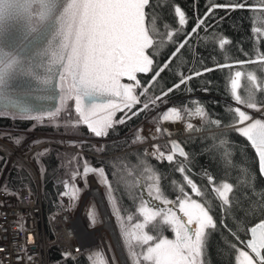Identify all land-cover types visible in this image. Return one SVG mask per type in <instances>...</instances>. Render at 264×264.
<instances>
[{"label":"snow or ice","instance_id":"snow-or-ice-1","mask_svg":"<svg viewBox=\"0 0 264 264\" xmlns=\"http://www.w3.org/2000/svg\"><path fill=\"white\" fill-rule=\"evenodd\" d=\"M259 3L264 6V0H259ZM146 7L150 8V0H0V100L5 102L0 116L9 111L10 97L16 88L24 87L16 82L30 77L38 82L47 99L54 101L59 98L60 104L44 112L13 103L12 107L16 109L10 112L13 117L37 122H43L45 117L54 120L62 109L68 110V101L74 100L75 112L79 116L77 123L86 125L97 137H106L108 130L113 128L115 113L124 109L131 112L134 105L141 102L139 96L148 92L153 81L192 35L188 33L185 40L178 43L172 55L148 82V86L142 89L139 96L136 95L135 89L141 87L136 74L153 70V58L146 54V50L152 48L157 41L156 34H150L145 26ZM215 8L252 10V5L248 0H227L225 4L209 0L208 9L203 17L197 19L193 33L201 26L207 29L206 20L212 16ZM174 12L179 25H186L185 12L178 6ZM254 31L261 34L259 29ZM167 36L172 40L171 32ZM172 42L177 43L175 40ZM229 43V39H221L219 47L224 49ZM260 43L264 44V41ZM244 55L250 58L236 60L235 63L264 65V50L257 51L255 56L244 51ZM232 66L230 63H221L216 68ZM214 70L215 68L206 67L182 77L179 84L144 102L132 116L149 108L150 103L156 105L157 101L164 102V97L180 84H186L193 77ZM242 75L239 70L230 75L231 95L236 104L259 112L264 108V77L258 79L257 75L249 74L247 79L251 82L253 91L242 96L237 92ZM124 77L135 81V85L121 83ZM257 93L261 95L258 96ZM203 111L201 107L196 108L197 114ZM229 111L234 113L230 126L256 150L260 173L264 175V120L253 119L241 107L230 108ZM101 115L102 119L99 118ZM125 117L132 118L127 113ZM125 117L115 123L123 124ZM179 118L180 113L174 107L161 116L163 121ZM249 121L251 123H247ZM213 123L219 125L220 121L215 120ZM186 127L192 126L188 124ZM157 131H160L159 127ZM14 143L19 144L20 140L17 138ZM154 147L156 150L151 155L169 163L173 162L177 153L186 157L184 149L175 141L167 155L159 150V146ZM178 164L176 170L181 174L185 173L184 163ZM146 171L152 173L149 179L154 177L155 182L145 190L151 200L143 198L142 194V203L138 209L142 223L138 222L136 228L142 229L159 217L163 224L171 227L174 238L163 236L155 231L156 225H153L152 234L144 232L135 237L142 247H146L139 254L131 253L129 258L137 256L133 264H141V257L147 264H203V254L211 235L206 230L217 227L207 200L192 198V195L203 197L204 193L189 176L184 175L183 180L191 188L192 195L183 186H179L180 195L174 200L170 199L159 185V172L154 168ZM90 172L97 174L111 191L104 167L91 168L87 161H84L83 173L74 172L72 180L75 181L78 175L86 177ZM172 183L178 182L174 180ZM208 183L213 185L212 191L218 194V199L222 202L221 211H225L224 206L230 205L229 194L233 193V185L223 182L217 187L211 175H208ZM64 189L61 196H68L70 200H75V194L80 191L75 183L69 184L67 181H64ZM69 189L72 195H69ZM10 194L19 198V193ZM261 207L264 208V205ZM242 230L248 238H241L240 231L230 230L239 242V246L230 242L234 251V264H264V219L245 226Z\"/></svg>","mask_w":264,"mask_h":264},{"label":"trees","instance_id":"trees-1","mask_svg":"<svg viewBox=\"0 0 264 264\" xmlns=\"http://www.w3.org/2000/svg\"><path fill=\"white\" fill-rule=\"evenodd\" d=\"M214 2L225 4L227 0H214ZM248 3L252 5V10L215 8L212 16L206 20L207 29L201 26L193 33L192 29L197 19L203 17L208 9L209 0H150V8L147 7L146 16L150 34L155 33L157 36V41L149 50L155 65L149 76L140 77L141 87L137 89L138 96L142 89L148 86L155 72L172 55L178 43L183 42L188 33H192L191 37L160 76L153 81L148 92L144 96H139L141 104L134 106L131 112L127 110L120 114L116 121L125 117V113L131 116V119L125 117L123 124L115 123L104 140L96 138L82 123L78 125L81 135L91 139V142L83 143L81 147L93 155L100 156H87L86 160L95 168L104 167L120 214L128 226L140 234L144 232L152 234L154 230L152 223L142 229L136 228L138 222L142 223V217L138 212L142 203V194L145 198L148 185L155 182L154 177L149 179L152 173L146 169L154 168L159 172V185L173 200L180 195L179 186H183L185 191L192 195L191 188L183 180L184 175L189 176L197 184L204 196L192 195V198L207 200L208 206L213 210L210 214L213 215L217 225L215 229L206 230L211 235L203 254V264H234V251L230 247V242L238 246L239 242L230 230L240 231L241 238L246 239L248 237L242 229L264 219V208L261 207L264 205V191H260L264 189V179L259 171L256 153L248 140L230 126L234 113H230L229 109L246 108L236 104L231 95L230 75H234L237 70L243 73L237 89L238 94L242 96L253 91V86L247 79L249 74L257 75L258 79L264 77V65L235 63L236 60L250 58L244 55V51L255 56L257 51L264 50V44L260 43L264 41V6L260 5L259 0H248ZM177 6L186 14L187 23L184 26L179 25L175 16L174 9ZM177 29L180 31L177 32ZM255 29H259L261 34L258 35ZM168 32L172 33V40L177 43L168 39ZM224 38L229 39L230 43L221 49L219 43ZM221 63H230L233 66L216 68V65ZM206 67L215 70L193 77L186 84H180L164 97V102L157 101L156 105L150 103L149 108L139 115L132 116V113L141 108L144 102L150 101L168 88H173L174 85L179 84L182 77ZM173 107L181 112L184 119L202 115L203 124L199 131L191 129L188 136L178 139L186 157L175 155L173 162L169 163L167 160L160 161L146 154L144 147L134 135V130L152 113L158 110L162 113L166 108ZM197 107L203 108L204 111L197 114ZM63 116L69 121H79L73 108V100L68 101V110H63L54 120L43 122L55 123L60 119L62 121ZM215 120H219L220 124L213 123ZM32 126L33 122L0 119V129L28 130ZM38 130L63 132L62 129L48 124L39 127ZM171 144L172 142L163 147L166 155L171 152ZM35 157L33 161L42 168V200L44 213L48 219L51 213L59 209L58 195L65 190L64 181L71 177L82 160L80 159L77 164L71 154L60 149L50 150L41 157V160ZM0 162H3V158H0ZM178 162L184 163L185 173L181 174L176 170L179 166ZM208 175L213 177V183L217 187L223 182L233 185V193L229 194L230 205L224 206L225 211H221L222 202L218 199V194L212 191L213 185L208 183ZM174 180L178 183L173 184ZM4 187L12 191L22 187H29L34 192L37 190L30 174L15 164L6 177ZM46 232L49 240H53V232L48 222ZM166 232L165 236L171 239V231ZM123 239L130 250H136L125 234ZM137 246L139 249V245ZM48 259L49 264H92L86 255L64 257L57 246L50 247Z\"/></svg>","mask_w":264,"mask_h":264},{"label":"built area","instance_id":"built-area-1","mask_svg":"<svg viewBox=\"0 0 264 264\" xmlns=\"http://www.w3.org/2000/svg\"><path fill=\"white\" fill-rule=\"evenodd\" d=\"M178 123H167L168 129L172 131L174 127L170 124ZM158 127L160 131H157ZM137 131L146 141L145 146L148 147L149 153L154 152L156 150L154 146H158L160 141L161 126L151 119L145 120L137 127ZM7 134L8 136L0 135V158H3V162H0V264H49L48 251L52 246H57L64 257L88 254L98 242L92 234L93 229H89L85 222L86 203L82 209L74 207L73 201L68 196H61L63 190L58 195L59 209L46 219L41 175L33 162V158L43 149H72L71 138L64 135L60 139H55L52 135L57 133L21 129L8 130ZM17 138L20 140L19 144L14 143ZM82 150L79 152L83 153ZM85 155L93 156L89 152H85ZM14 164L30 174L37 186L35 192L29 187H22L16 191L4 187L6 177ZM93 175L94 172H90L86 177ZM66 181L72 184V180ZM92 191L101 194L102 202L98 196L90 194ZM10 193H19V198ZM87 195L97 203L102 220L105 215L100 207L102 204L107 206L108 203L101 187L92 182ZM108 214L112 218L109 210ZM47 222L53 232V240H49L47 236Z\"/></svg>","mask_w":264,"mask_h":264},{"label":"rangeland","instance_id":"rangeland-1","mask_svg":"<svg viewBox=\"0 0 264 264\" xmlns=\"http://www.w3.org/2000/svg\"><path fill=\"white\" fill-rule=\"evenodd\" d=\"M169 109L171 108H166L165 110H163L162 113L158 111L152 113L149 117H147V119L145 120H153L156 123H158L161 126V134L159 137V142H158V146H159V150L164 152V145L168 144L172 141V139H174L176 142H178V139H180L181 137H185L188 136V133L190 132L189 129H195L196 131H199L200 127L203 124V117L201 116H197L194 117L192 119H184L183 115L180 113V118L179 119H175L174 121H163L161 119V116L163 113L167 112ZM247 110V108H245ZM61 120V119H60ZM56 121L55 123H44V122H33V126L28 129L29 131H34V132H43L38 130L39 127H42L43 125H53L54 127H58L60 129H62L63 132L59 133V132H51V133H57L56 135H52L55 139H60V137L67 135L68 137L71 138V148L72 149H60L61 151L67 152L69 154H71L74 158V161L78 164L79 160H82V163L79 165H77V170L75 172H79L82 173L83 172V167H84V161H87L89 164V161L86 160L85 157H87L85 155V152H88L86 149L81 147V144L83 143H87V142H91V139L86 138L84 136L81 135V133L78 131V125L79 123H77V120H72L69 121L66 119L65 116L62 117V121ZM144 120V121H145ZM170 122H179L178 124L181 125L183 128L180 129V127H178L177 129H171L172 131H170L168 129L167 123ZM190 124L192 127L188 128L186 127V125ZM14 128H3L0 129V135L1 136H8V130H12ZM46 133V132H45ZM134 135L136 136V138L138 139V141H140V143L142 144L141 146L144 147L146 154L150 155L151 153H149L148 147L145 146L146 141L143 140L140 135L138 134L137 128H135L134 130ZM61 141V140H60ZM83 150H82V149ZM52 149H57V148H52ZM52 149H43L41 150L35 157V159L37 160H41V157L44 156V154H46L47 152H49ZM79 150H82L83 153H80ZM90 153V152H89ZM165 153V152H164ZM166 154V153H165ZM96 157H100L97 155H94ZM152 156V155H151ZM153 157V156H152ZM155 158V157H154ZM157 159V158H156ZM160 160V159H158ZM162 161V160H160ZM35 164L36 169L38 170L39 174H42V168H39L37 163L35 161H33ZM89 166L91 168H95L93 166H91L89 164ZM69 180H72V175L69 178ZM69 184L70 182L67 181ZM94 182L96 184H98L103 192V195L106 199V203L107 206L110 209V212L112 214V218L115 224V228L118 231L120 240H121V244L123 246V249L127 255L128 261L130 264H133V261L135 259H137V256H132L131 259L129 258L131 253H137L139 254L140 251L142 252L144 250V248L146 246H141L137 240H136V236L141 235L140 232H138L137 230H132V227L130 228L127 224V222L123 219L122 215L120 214L117 202L115 200V197L112 193V189L111 191L108 190L107 185H105L103 183V181L101 180V178L94 173L93 177H84L82 178L81 175H78L76 180L73 181L72 183H75L76 186L80 189V191H78L75 195H76V199L72 200L74 207H81V209L84 207V204L86 203V206L84 208V218H85V222L86 225L88 226L89 229H99L102 227L103 225V219L101 220V214L99 212V209L97 208V203L93 200L92 197H88V191L91 188V183ZM109 184V182H108ZM70 192L69 194L72 195L71 189H69ZM145 198L151 200L150 197H147V193L145 192ZM153 203H155L153 201ZM179 215V213H178ZM152 225H156L157 232L162 233L163 236H165L167 234L166 231H171V235L172 238H174V233L171 230V227L169 225H165L162 223L161 219L158 217L155 221L151 222ZM125 232V233H123ZM123 234L126 235V237L131 240L132 245L135 247L136 250H130L127 246L126 243L123 239ZM167 237V236H166ZM170 239V238H169ZM106 240L108 243V248H109V252L111 254V262L114 263L113 264H120V261L118 259V255L117 252L115 251V249L112 247V244L110 243L107 234H106ZM139 245V249L137 248ZM86 256L88 257V259L90 260V262L92 264H112L109 260V256L107 254V247H104L103 245H99V243L88 253L86 254ZM113 260V261H112ZM141 264H147V262H144L142 260L141 257Z\"/></svg>","mask_w":264,"mask_h":264},{"label":"water","instance_id":"water-1","mask_svg":"<svg viewBox=\"0 0 264 264\" xmlns=\"http://www.w3.org/2000/svg\"><path fill=\"white\" fill-rule=\"evenodd\" d=\"M147 10V7L145 9V11ZM145 26L146 28L148 29V25H147V16L145 18ZM151 48L147 49L146 50V54H149V50ZM151 57V56H150ZM152 58V57H151ZM154 61V59H153ZM155 65V61L153 62V66H152V69ZM152 71H149L147 73H137V79L140 81V77L141 76H149L151 74ZM141 82V81H140ZM17 84H23L24 87H17L16 88V91L15 93L12 94V96L10 97V103L8 105L9 107V111L6 112L4 115L0 116V119H10V120H15V121H24V122H35V121H32V120H25V119H20V118H15L13 117L10 112L11 111H15L16 109H14L12 107V104L15 103V104H19L21 107H27L29 109H32L33 111H44V112H47L49 110H52L53 109V106L56 105V106H59L60 104V101H59V98H57L56 100H49L46 98V93L44 91L41 90V87L40 85L38 84V82L34 81L32 78L30 77H25V78H22L21 80H18L16 82ZM121 83H124V84H128V83H131L133 85H135V81H129L126 77L122 78L121 79ZM137 89H135V94H137ZM140 99V98H139ZM141 104L138 103V104H135L134 106H139ZM4 107H5V102L3 100H0V111H4ZM73 108H74V111H75V101L73 100ZM64 109L61 110L60 114L63 112ZM128 109H124V111H117L115 113V115L113 116V121H114V124H113V128H114V125H115V121L117 119V117L126 112ZM241 110H244L246 112H248L250 115L253 116V119H262L264 120V108L261 109V111L257 112L255 110H252V109H241ZM76 113V112H75ZM59 114V115H60ZM58 115V116H59ZM76 115L78 116V114L76 113ZM79 117V116H78ZM100 119L103 118V115H101L99 117ZM46 120H49L47 117H45L44 121ZM247 123H251V121L247 122ZM84 125V124H83ZM87 129L88 127L86 125H84ZM243 125H240L239 127H242ZM112 128V129H113ZM112 129H109L108 130V134L110 133V131ZM88 131L90 133H92L89 129ZM94 136L95 134L92 133ZM108 136V135H107ZM106 136V137H107ZM96 138H98L99 140H104L106 137L102 136V137H97L95 136ZM176 142V141H175ZM249 142V141H248ZM179 143V142H177ZM250 143V142H249ZM180 144V143H179ZM251 144V143H250ZM182 147V146H181ZM183 148V147H182ZM254 149V148H253ZM255 153H256V150L254 149ZM176 155L180 156L179 153H177ZM256 156H257V159H258V155L256 153ZM182 157V156H181ZM258 164H259V159H258ZM260 171V169H259ZM261 174V173H260ZM262 178L264 179V175H261Z\"/></svg>","mask_w":264,"mask_h":264},{"label":"bare ground","instance_id":"bare-ground-1","mask_svg":"<svg viewBox=\"0 0 264 264\" xmlns=\"http://www.w3.org/2000/svg\"><path fill=\"white\" fill-rule=\"evenodd\" d=\"M170 126L174 127V128L180 127V129L183 128L179 124H170ZM90 194H93L94 196H98L100 198V202H102L101 194L98 191H92ZM100 209H101L102 213L105 215V217L103 218V225L101 228L93 230L92 234L95 236L99 245H101V246L103 245L104 247H107V254L109 256L110 262H111L112 258H111V254L109 252V248L107 246L108 243L106 240V234H107V237H108L110 243L112 244V247L117 252L120 264H130L128 261L127 255L123 249V246L121 244V240L119 239L120 237H119L118 231L115 228L114 221L112 218H110V216L108 214V210L110 211L109 207L102 204ZM113 263H114V261H113Z\"/></svg>","mask_w":264,"mask_h":264}]
</instances>
